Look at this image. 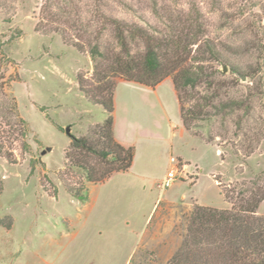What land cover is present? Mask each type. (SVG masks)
Returning a JSON list of instances; mask_svg holds the SVG:
<instances>
[{"label": "rangeland", "instance_id": "1", "mask_svg": "<svg viewBox=\"0 0 264 264\" xmlns=\"http://www.w3.org/2000/svg\"><path fill=\"white\" fill-rule=\"evenodd\" d=\"M107 18L126 29L141 28L168 58L169 48L177 47L185 67L203 64L223 85L222 101L243 99L248 113L193 122L191 132L175 131L170 148V127L159 106H165L171 125L181 124L170 81L158 87L157 100L119 86V126L126 122L130 97L133 117L148 134L139 136L135 164L127 172L87 183L82 169L69 168L65 159L70 142L65 128L83 137L105 119L101 107L86 103L77 77L97 94L88 48L99 36L110 58L118 51ZM129 44L140 60L142 41ZM263 51L264 0H0V85L6 97H15L30 129L29 153L16 143L14 162L0 157V221L10 225L0 224V264H166L195 205L230 209L223 189H247L258 178L264 187V75L245 79L232 72H254ZM107 65L102 62L104 69ZM10 80L15 81L8 88ZM210 92L203 83L188 90L183 107L202 105ZM5 101L0 95V104ZM171 157L177 160V179L163 189ZM82 160L103 170L95 156ZM80 186L86 200L67 190ZM162 199L172 204L155 210ZM256 215L264 217V201Z\"/></svg>", "mask_w": 264, "mask_h": 264}, {"label": "trees", "instance_id": "2", "mask_svg": "<svg viewBox=\"0 0 264 264\" xmlns=\"http://www.w3.org/2000/svg\"><path fill=\"white\" fill-rule=\"evenodd\" d=\"M107 24L113 26V37L118 51L110 58L101 50L100 37L88 48L92 63L93 75L97 77L100 86L94 91L87 90L82 84V78L77 77L78 89L83 94L89 106L101 107L105 119L87 136L75 137L69 135L70 142L65 151V159L69 168L78 167L84 172L87 183L101 184L115 173L127 172L133 162L135 148L124 147L113 136V95L116 87L112 77H120L124 81L155 88L164 79L170 77L179 104V115L183 128L191 132L198 120H210L211 117H227L238 110L244 109L248 113L246 101L243 99H221L223 85L214 80L212 72H208L203 64L195 67H185L182 54L177 47L169 48L170 58L162 52L161 45L138 27H127L116 19L107 18ZM141 40L143 55L140 60L131 54L129 43ZM77 50H82L78 44H71ZM168 50V48H167ZM261 64L252 73L232 69L233 73L242 77L254 79L257 73L264 75V51ZM107 61V68L102 62ZM10 80L8 88L11 86ZM205 84L208 96H204L202 105L183 107L187 91H194L200 84ZM264 94V84L261 85ZM253 89V88H252ZM256 91L258 88L256 87ZM259 94L261 92H258ZM0 95L6 98L0 104V157L14 162L12 150L16 143L21 151L30 152L28 136L30 129L27 122L20 116L17 101L14 96L4 95L0 85ZM184 95V96H183ZM207 108L208 111H204ZM44 108L40 107L39 111ZM54 124V123H53ZM60 131L62 128L54 124ZM96 136V139L93 138ZM197 135V134H196ZM95 139V140H94ZM95 156L103 163V170H96L83 163V156ZM34 170L33 161H30V173ZM259 178L251 183L250 188L223 189L222 194L226 201L231 203L230 209H216L195 205L190 214L185 217V232L180 243L166 264H264V217L256 215L259 204L264 201V187L259 186ZM68 192L79 200H86V190L81 186L73 189L67 187ZM2 188L0 187V193ZM82 191H85L84 193ZM54 197L55 194H54ZM4 225L7 229L9 224Z\"/></svg>", "mask_w": 264, "mask_h": 264}, {"label": "crops", "instance_id": "3", "mask_svg": "<svg viewBox=\"0 0 264 264\" xmlns=\"http://www.w3.org/2000/svg\"><path fill=\"white\" fill-rule=\"evenodd\" d=\"M170 81L171 83V87H173L172 81L170 79H165L164 81H162L160 84H158L155 88H148L142 85H138L135 83H131V82H127L124 80H119L116 84L115 90H114V95H113V107H114V111H113V136L115 138V140L121 144L124 147H129V146H133L135 148V152H134V157H133V162H132V167L135 164V160L137 157V153H138V138L139 136H145L144 134H148V130L146 129V127H144L142 125V123H139L138 121H136L133 117V106L135 104V101L132 100V98L128 97L126 99V110H127V115H126V122L124 123V125L122 127L119 126L118 124V118L116 115V111L118 108V94H117V89L119 86H123V87H130L129 89L139 95H142L143 98L145 97H151L153 96L155 100L158 99V87L160 85H162L163 83ZM173 99H174V103L177 105V109H178V113H179V104H178V100L173 88ZM137 104V102H136ZM154 105V104H153ZM159 106L162 110L163 115L165 116V118L167 119L168 125L170 127V138L168 139V143L170 144V148H172V137L175 133V131H186L183 126L182 123L181 124H177L176 126L174 124L171 125L170 120L168 118V115L166 113V108L165 106L159 102ZM180 118V115H179ZM181 122V120H180ZM157 126L160 127L159 124H157ZM183 129V130H182ZM187 132V131H186ZM188 133V132H187ZM178 159H181L184 163L188 165H190L189 161L182 158L181 156H177ZM197 179V178H196ZM158 202H156V204L154 205L155 210L157 207L160 206V204L165 203V204H172L171 201L169 200H157ZM132 250V249H131ZM131 252V251H130ZM130 256V253H129Z\"/></svg>", "mask_w": 264, "mask_h": 264}, {"label": "built area", "instance_id": "4", "mask_svg": "<svg viewBox=\"0 0 264 264\" xmlns=\"http://www.w3.org/2000/svg\"><path fill=\"white\" fill-rule=\"evenodd\" d=\"M170 162L172 163V167H170L164 176V179L162 183L160 184V187L165 189L168 188L176 179H177V160L174 157L170 158Z\"/></svg>", "mask_w": 264, "mask_h": 264}, {"label": "water", "instance_id": "5", "mask_svg": "<svg viewBox=\"0 0 264 264\" xmlns=\"http://www.w3.org/2000/svg\"><path fill=\"white\" fill-rule=\"evenodd\" d=\"M65 132L70 135V127H66L65 128ZM43 154L45 153V151L42 152Z\"/></svg>", "mask_w": 264, "mask_h": 264}]
</instances>
